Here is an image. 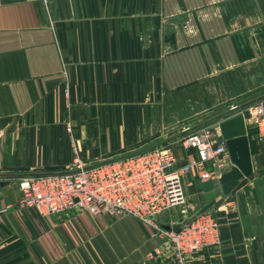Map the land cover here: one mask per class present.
I'll use <instances>...</instances> for the list:
<instances>
[{
    "label": "crops",
    "instance_id": "obj_1",
    "mask_svg": "<svg viewBox=\"0 0 264 264\" xmlns=\"http://www.w3.org/2000/svg\"><path fill=\"white\" fill-rule=\"evenodd\" d=\"M263 99L264 0H0V264H176L133 216L19 207L21 180L169 138L182 166L198 154L175 135ZM247 127L245 186L207 201L183 176L187 205L219 220L216 264H264V141Z\"/></svg>",
    "mask_w": 264,
    "mask_h": 264
},
{
    "label": "built area",
    "instance_id": "obj_2",
    "mask_svg": "<svg viewBox=\"0 0 264 264\" xmlns=\"http://www.w3.org/2000/svg\"><path fill=\"white\" fill-rule=\"evenodd\" d=\"M243 113L264 141V99L249 104ZM177 139L196 149L198 157L178 166L167 143L110 162L88 164L76 157L65 171L25 176L18 206L35 207L46 216L70 210L95 217L133 216L159 233L161 243L151 256L170 257L176 264H216L223 252L219 220L211 210L194 211L187 205L183 176L196 169L201 181L219 184L231 161L227 141L219 122L186 130ZM175 208H180L181 217L169 224H179L180 230L163 228L157 217Z\"/></svg>",
    "mask_w": 264,
    "mask_h": 264
},
{
    "label": "water",
    "instance_id": "obj_3",
    "mask_svg": "<svg viewBox=\"0 0 264 264\" xmlns=\"http://www.w3.org/2000/svg\"><path fill=\"white\" fill-rule=\"evenodd\" d=\"M236 110H239V108H236ZM219 127L223 137L227 141L228 152L232 163L231 168L227 171H223L218 179V183L223 193L227 195L235 193L248 183L249 177L253 172L252 152L248 127L243 112H239L231 117L222 119L219 122ZM179 135L181 134L175 135L174 137H178ZM170 139L171 138L165 139L138 151H134L113 159H107L103 162L115 161L137 154L156 145L166 143ZM203 189L205 191V197L207 201L215 197L217 188L216 183L213 180H207L203 182ZM161 226L168 230H180L179 224L171 225L169 223H164L161 224Z\"/></svg>",
    "mask_w": 264,
    "mask_h": 264
},
{
    "label": "rangeland",
    "instance_id": "obj_4",
    "mask_svg": "<svg viewBox=\"0 0 264 264\" xmlns=\"http://www.w3.org/2000/svg\"><path fill=\"white\" fill-rule=\"evenodd\" d=\"M180 217H181L180 208H175V209H171L169 211L162 213L161 215H159L157 217V219L160 220V219L164 218L165 220H167V219L172 218V220L175 221V220H178Z\"/></svg>",
    "mask_w": 264,
    "mask_h": 264
}]
</instances>
